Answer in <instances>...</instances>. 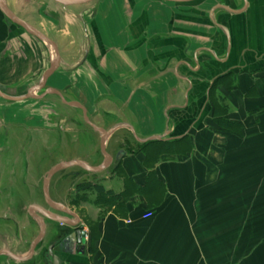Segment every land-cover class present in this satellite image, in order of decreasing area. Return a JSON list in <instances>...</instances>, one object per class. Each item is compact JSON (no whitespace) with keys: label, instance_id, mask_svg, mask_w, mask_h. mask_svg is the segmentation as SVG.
<instances>
[{"label":"crops","instance_id":"obj_1","mask_svg":"<svg viewBox=\"0 0 264 264\" xmlns=\"http://www.w3.org/2000/svg\"><path fill=\"white\" fill-rule=\"evenodd\" d=\"M2 1L17 15L13 8L17 0ZM89 5H97L101 43L83 23L82 37L88 42L80 64L66 62L55 36L28 22L53 43L54 53L47 48L49 59L40 47L41 58L37 59L30 45L36 37L10 21L0 6V83L17 80L27 85L31 75L35 78L26 94L40 85L54 54L59 63L44 87L36 91L39 98L10 102H40L49 90L64 101L59 94L68 97V90L51 85L61 82L64 75L55 74L64 65L67 70L79 65L88 99L97 98L98 106L103 104L101 114L112 111L115 117L111 127L89 123L101 136V144L105 133L108 147L113 137L130 131L142 144L152 138L178 140L180 152L154 165L162 185L160 205H149L154 195L131 196L100 220L101 234L94 250L88 229L85 253L56 250L63 264H264V0H95L69 7ZM45 60L52 62L47 65ZM69 103L81 109L85 118L95 113L90 105ZM220 119L230 124L217 122ZM138 152L118 159L126 175L143 182L148 170ZM109 155L112 160L104 170L91 172L73 166L66 170L83 171L66 177L96 181L95 174L113 165L115 158ZM105 160L104 155L102 163ZM72 161L97 167L79 158L55 163ZM66 170L50 182L55 206L47 201L43 186L46 205L35 202L28 208L39 234L42 223L46 227L36 252L33 244L39 234L30 244L28 239H10L16 227L12 221L0 231V264H43L40 247L55 242L60 229L71 230L80 224V216L61 199L63 180L52 186L54 178ZM114 175L110 171L100 179L106 190L118 194L124 182ZM4 189H0V209L24 210L25 198ZM53 222L57 224L54 228Z\"/></svg>","mask_w":264,"mask_h":264},{"label":"rangeland","instance_id":"obj_2","mask_svg":"<svg viewBox=\"0 0 264 264\" xmlns=\"http://www.w3.org/2000/svg\"><path fill=\"white\" fill-rule=\"evenodd\" d=\"M97 5L87 6V13L85 14V6L64 8L52 0H17L16 6L13 8L19 18L27 21V23L36 24L37 28L41 31H48L55 36L59 45H61L66 62L80 64L82 57L85 56L84 43L88 42L87 39L82 37L84 33L82 30L83 23L89 28V33L92 36L95 34V40L101 43L96 29L95 15ZM11 26L15 28L14 25ZM68 27L70 29L69 35L66 32L59 33L54 30L69 32ZM20 31L23 32L22 30ZM23 34L28 36L26 32H23ZM31 39L34 42L30 41V45L37 59L41 58L38 51L39 47L46 53L45 59H49L47 48L52 49L54 53L52 45L47 46L43 41L34 37ZM54 60L55 54L52 61ZM52 61L47 60V65ZM64 66L61 68L62 72L55 74V76L58 73L64 75L61 82H53L51 85L57 89L61 87L63 90H68V97L59 94V97L66 104L63 105L62 102L64 101L61 102V99L58 96L52 95V93H47L45 100L40 102L31 100L15 104L9 100L0 98V189L8 188L11 192H19L26 200L24 210H15L11 207L0 209V231L8 225L10 226L13 221L16 223L13 234L9 231L5 234H11L10 239H17L20 242L28 239V244L38 236L40 230L37 222L30 215L28 208L30 204L35 202L46 205V200H44L42 194L46 173L56 165V161L59 162L63 158L67 160L78 158L88 160L97 166L103 164L104 155L101 150V136L93 130L89 123L111 127L115 122L112 111H108L107 115L101 114V106L103 104L98 106L101 102L97 98L88 99L87 90L82 85L85 77L83 76L82 68L78 65L75 68L73 67V70H67V66ZM94 68L95 71L99 70L97 65ZM66 74L67 76H65ZM34 78L28 75L27 79L29 82L27 85L17 80L16 82L0 83V88L5 93L13 96L24 95L28 85L34 81ZM96 79L98 80V77ZM70 101L75 105H90L91 109L95 107V113L91 115L92 113L90 112L85 118L81 109L67 106ZM120 134H122V137H119ZM120 134L113 137L108 147H106V152L115 158L113 165L107 170L95 174L97 175L95 177L98 178L96 181H83L80 178H73L74 175L66 177L67 174L70 175L76 170L82 172L81 168H72L61 172L53 180V188L57 186L58 182L63 180L61 190L63 198L61 199L70 205L73 211L80 216V224L84 229H88L90 233L91 229H95L100 220L111 211L108 208L97 207L93 203V200L98 196L96 187L104 185L103 179L100 178L107 176L112 171L115 174V179L123 181V169L122 171H118V173L115 172L117 168L115 166L120 161L118 156L120 153H124V156L121 158L123 161L126 157L131 156L129 152L133 153L144 146L141 142L136 141V138L130 131H122ZM131 144L135 145L131 146ZM134 147L136 150H134ZM116 159H118L117 162ZM113 169L115 170L113 171ZM39 178L40 183L38 182ZM85 196L89 197V200L84 201ZM10 197L12 198L13 195L11 194ZM2 200L0 198V202ZM33 212V215L37 217L38 213ZM54 226L56 227L57 224L53 222L52 227L54 228ZM48 244L40 245L42 262H44ZM10 245L16 246L17 243H11Z\"/></svg>","mask_w":264,"mask_h":264},{"label":"trees","instance_id":"obj_3","mask_svg":"<svg viewBox=\"0 0 264 264\" xmlns=\"http://www.w3.org/2000/svg\"><path fill=\"white\" fill-rule=\"evenodd\" d=\"M217 122L221 124H230L227 119H220ZM179 141H163L153 140L144 144L139 150V154L143 157V165L148 170L143 182H138L132 176L125 174V169L121 163L118 164L115 172L122 171L124 174V190L120 193H114L112 190H106L104 185L96 187L98 196L93 200V203L97 207H104L108 209L120 208L125 202L133 195L139 194L144 197L151 198L154 195L153 200L149 202L150 206H158L161 203V196L159 193L162 191L161 180L157 178L154 171V165L159 161L168 160L179 155ZM121 172V173H122ZM86 197V196H85ZM89 200V197L84 198V201ZM90 233V244L94 250L97 240L100 237L99 223L96 228H92Z\"/></svg>","mask_w":264,"mask_h":264},{"label":"water","instance_id":"obj_4","mask_svg":"<svg viewBox=\"0 0 264 264\" xmlns=\"http://www.w3.org/2000/svg\"><path fill=\"white\" fill-rule=\"evenodd\" d=\"M57 3L62 4L66 7L69 6H74V5H80V4H86V3H90L93 2L95 0H55ZM164 1H171V2H176V3H187V2H191L194 0H164ZM0 6L2 8V10L4 11L5 15L7 16V18L12 21L13 23L17 24L18 26L24 28L27 32H29L30 34L34 35L36 38H38L39 40L43 41L47 46L53 45V43L51 42V40L42 32H40L38 29H36L34 26H32L31 24L27 23L26 21L22 20L21 18H19L12 10H10L7 5L5 4L4 1L0 0ZM57 54V53H56ZM58 59H55L53 64L51 65V67L49 68V70H47V72H45V74L43 75L41 81H40V85L37 86V88L30 90L28 93L24 94V95H19V96H13L10 94L5 93L1 88H0V97L4 98L5 100H9V101H22V100H26V99H30V98H39L36 96V91L40 90L41 88L44 87L47 79L53 74V72L58 68ZM47 93H56L55 91H49ZM80 107V105H77ZM107 137L108 134L105 133L103 138H102V144H101V149L103 154L106 157L105 162L97 167L94 166H90L89 164L83 162V161H72V162H65V163H60L57 164L56 166H54L46 175L45 178V182H44V191H45V196L47 201L52 205L55 206L51 203V198H50V194H49V186H50V182L51 179L53 178V176L55 174H57L60 171L66 170L70 167L73 166H80L88 171L91 172H100L102 170H104L105 168L108 167V165L110 164L112 158L111 156L106 152V147H107ZM153 140H158V138H152L149 141H153ZM120 158H122V154H120L119 156ZM59 222H62V220L60 219H55ZM45 233H46V227L44 225V223H42L41 225V231L40 234L37 238V240L34 242L33 244V251L35 250L37 244L43 240V238L45 237ZM87 234L83 229H80L78 232H75L74 234H72V249L74 250L75 247L77 248V252L79 254H83L86 251V245H85V238H86ZM66 242V241H65ZM55 245V244H54ZM54 245H51L49 247V256L54 260L55 264H62L63 260L58 256V255H54L53 252V248ZM73 252V251H72Z\"/></svg>","mask_w":264,"mask_h":264},{"label":"flooded vegetation","instance_id":"obj_5","mask_svg":"<svg viewBox=\"0 0 264 264\" xmlns=\"http://www.w3.org/2000/svg\"><path fill=\"white\" fill-rule=\"evenodd\" d=\"M46 96H47V94L43 98H45ZM47 206H48V204H47ZM80 229H83L84 230V227L81 224L73 227L71 230H68V228H66V229H60L59 230L60 231V235H59L60 237L55 242H53L52 244H50V246L55 244L54 245V248H53L54 255H58L56 253V250H59L60 253H63V254L70 253V252H72L74 250L77 251V248L76 247H75L74 250L71 247L73 245L72 244V239H73L72 234H74L75 232H78ZM39 244H41V242ZM39 244H37L34 252H36L37 247L39 246ZM50 246H48V250H47V253H46V256H45V259H44L43 264H55L54 260L49 256V247ZM62 264H63V262H62Z\"/></svg>","mask_w":264,"mask_h":264},{"label":"built area","instance_id":"obj_6","mask_svg":"<svg viewBox=\"0 0 264 264\" xmlns=\"http://www.w3.org/2000/svg\"><path fill=\"white\" fill-rule=\"evenodd\" d=\"M88 237V235L86 236V238Z\"/></svg>","mask_w":264,"mask_h":264}]
</instances>
